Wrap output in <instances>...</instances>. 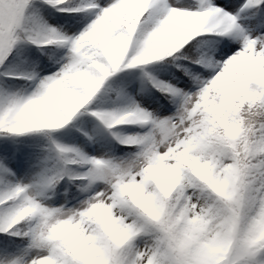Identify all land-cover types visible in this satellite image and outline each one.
Wrapping results in <instances>:
<instances>
[{"label":"snow or ice","instance_id":"obj_1","mask_svg":"<svg viewBox=\"0 0 264 264\" xmlns=\"http://www.w3.org/2000/svg\"><path fill=\"white\" fill-rule=\"evenodd\" d=\"M42 6L69 13L73 34ZM201 15L207 31L137 63ZM26 45L56 70L0 72L27 82L15 91L0 79V264H264V0H0V69ZM170 67L180 86L157 79ZM138 68L172 115L114 79ZM73 129L82 146L58 138ZM41 137L48 148L25 165L15 146ZM112 141L135 151L105 158ZM98 142L105 156L85 150Z\"/></svg>","mask_w":264,"mask_h":264},{"label":"trees","instance_id":"obj_2","mask_svg":"<svg viewBox=\"0 0 264 264\" xmlns=\"http://www.w3.org/2000/svg\"><path fill=\"white\" fill-rule=\"evenodd\" d=\"M40 14L48 22V24L58 29H61L65 32L72 30L73 25L75 24V21L70 19L69 13L56 12L55 10L49 9L46 6L41 7ZM206 35H211V34H206ZM185 47H187V45ZM46 51L52 52V51H57V50L48 49ZM59 51L61 55L64 54L63 50H59ZM154 63H161V62H154ZM190 63H191L190 61L185 60L182 62V66L184 68H189ZM46 65L50 68V70L54 68L51 66L50 62H48L47 55L41 53V51L35 48L34 46L26 45V46H21V48L17 50V53L14 54V56L11 58L9 65L4 69H0V72L18 73V72L31 71L33 70V68L40 71L44 69ZM139 67L140 68H145V67L151 68L152 65L139 66ZM193 67H200V65H193ZM189 70H191V68H189ZM42 72L44 71H41V73ZM129 72H134L135 77L137 78L138 77L140 78V76L142 75L138 68L136 70H128L125 73H120L118 74V77L114 79H118L121 82L122 86L124 87L125 83L131 79V77L129 76ZM159 74L161 73L155 74L157 76V79H158ZM164 74H169L179 79L180 77L183 76V72L181 71L180 68H177V67H170L168 72ZM0 79H3V81L6 84H8L12 88V90H15V91L24 90L27 87V82L23 80H15V79L7 78V77H0ZM185 79L187 78L185 77ZM143 80L144 79H140L141 82H144L145 84L148 83L145 80L144 81ZM148 85L151 86L150 83H148ZM155 91H156L154 93L155 99L160 100L162 102H166L169 105H172L169 101L164 99V96L162 93H160L157 89H155ZM133 126L134 128H138L140 130L139 126H136V125H133ZM58 138L61 140L62 143H66V144H70L74 146H78L79 143L85 139L82 136V134L80 132L75 131V129L71 130L70 132L66 131V132L58 134ZM21 146H29L31 148L38 149L39 151H41L45 148H48V142L42 137L39 138L38 140H34L32 138H22V143H20L16 147L18 148ZM112 150L116 156H125L126 153L135 151L134 148H123L122 149V145L116 143L115 141H113L112 143ZM3 239H4L3 236H0V241H2Z\"/></svg>","mask_w":264,"mask_h":264},{"label":"rangeland","instance_id":"obj_3","mask_svg":"<svg viewBox=\"0 0 264 264\" xmlns=\"http://www.w3.org/2000/svg\"><path fill=\"white\" fill-rule=\"evenodd\" d=\"M218 2H219V0H218ZM241 2H242V0H241ZM237 12H239V8L237 9ZM240 23H241V26L248 27V21L246 18L243 17L242 14H241ZM78 30L82 31L83 27H80ZM67 33L69 35L73 34L72 30L67 31ZM228 42L234 43L237 45L236 51L240 50L239 44L236 41H228ZM225 59H227V57H225ZM55 70L56 69H52L50 71H44L41 74L42 75H49V74H51V71H55ZM158 78H160L161 80H164L167 83H172V84H175L177 86H180V84L178 83L179 80L175 79L172 75L159 74ZM140 79H143L142 75L140 76V78L139 77L138 78L135 77L134 79L131 78L130 80H128L125 83L124 87L127 89L128 93L131 96L135 97L137 102L139 104H141L148 111L154 112L157 115H159L160 117L172 115L175 112V107H169L168 105L162 106V104H160V106H159L158 103L154 100L151 89H148L147 85L145 86V83L141 82ZM185 90L187 91V89H185ZM120 106L125 107L124 105H120ZM165 106L168 109H170V111H165ZM91 127H92V125L90 124L89 130L91 129ZM119 129H122L124 134L127 136H132V135L140 133L138 130L134 129V127H132L131 125H127V126H124L123 128H119ZM108 139H110V137ZM83 141H81L78 146H82ZM111 145H112V142H111ZM46 149L47 148H45V150L43 149V150L39 151L38 149H31V148L26 149V148H24L23 150H21L18 153L22 154L24 163H25V165H27L29 160H32V162L35 163L36 157L40 156V154L45 153ZM85 150L88 151L90 155L98 156V157L105 156V153L108 152V148L105 146V142H98L95 144H89ZM113 155H114V153L111 149L109 156H107L105 158H111V156H113ZM64 190H65V185L62 184L60 186L59 192L61 194H63ZM56 199H60V196H57Z\"/></svg>","mask_w":264,"mask_h":264},{"label":"clouds","instance_id":"obj_4","mask_svg":"<svg viewBox=\"0 0 264 264\" xmlns=\"http://www.w3.org/2000/svg\"><path fill=\"white\" fill-rule=\"evenodd\" d=\"M61 2H63V0H61ZM209 23V18L206 15H201L191 19L188 23V26L176 36L172 38L165 36L162 39H154L151 43L144 47V50L137 60V63H149L161 56L168 55L173 50H179V48H181L191 38L207 31ZM162 36V33L157 34V37ZM34 107L35 106H30V108L26 110L25 115L22 118L24 122H29L35 118V113L33 111ZM47 119L52 118L47 117ZM232 131L235 133L238 130L233 129Z\"/></svg>","mask_w":264,"mask_h":264}]
</instances>
